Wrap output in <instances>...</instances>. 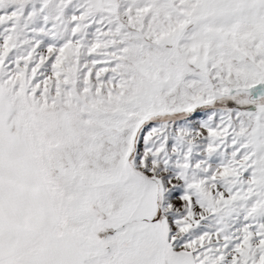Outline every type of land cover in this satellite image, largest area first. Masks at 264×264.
I'll list each match as a JSON object with an SVG mask.
<instances>
[{"label": "snow or ice", "instance_id": "6c2138e0", "mask_svg": "<svg viewBox=\"0 0 264 264\" xmlns=\"http://www.w3.org/2000/svg\"><path fill=\"white\" fill-rule=\"evenodd\" d=\"M0 264H264V0H0Z\"/></svg>", "mask_w": 264, "mask_h": 264}]
</instances>
